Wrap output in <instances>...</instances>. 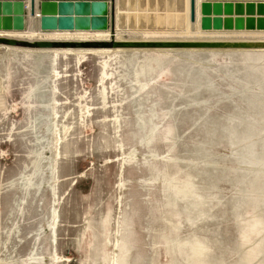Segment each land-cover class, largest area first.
I'll return each mask as SVG.
<instances>
[{"label":"rangeland","instance_id":"rangeland-1","mask_svg":"<svg viewBox=\"0 0 264 264\" xmlns=\"http://www.w3.org/2000/svg\"><path fill=\"white\" fill-rule=\"evenodd\" d=\"M190 3L0 43V264H264V0Z\"/></svg>","mask_w":264,"mask_h":264},{"label":"water","instance_id":"water-1","mask_svg":"<svg viewBox=\"0 0 264 264\" xmlns=\"http://www.w3.org/2000/svg\"><path fill=\"white\" fill-rule=\"evenodd\" d=\"M30 12L35 15L37 9V0H30ZM191 1V18L195 19V2ZM24 2L15 1L10 2L5 0L0 1V29H23L25 27L24 19ZM108 4L105 0H90L78 2H60L44 1L41 6V21L42 29L45 30H105L108 26ZM0 43H7L10 45L24 44L35 46L38 48H49L55 46L65 45L70 43L71 46H81L77 42H56V41H25L0 38ZM90 44V43H88ZM97 45L98 43H92ZM104 44V43H103ZM116 45L127 47H170V46H200V44H155V43H124L116 42ZM261 44H239L240 48H251ZM208 46V45H201Z\"/></svg>","mask_w":264,"mask_h":264},{"label":"crops","instance_id":"crops-1","mask_svg":"<svg viewBox=\"0 0 264 264\" xmlns=\"http://www.w3.org/2000/svg\"><path fill=\"white\" fill-rule=\"evenodd\" d=\"M1 2H3V1H5V0H0ZM8 1H10V2H15V1H22V0H8ZM28 1V0H27ZM44 1H54L55 3H57V4H59L60 2H78V1H90V0H37V9L36 10H38V11H36V16L35 17H41V14H40V12H41V6H42V3L44 2ZM97 1H100V0H97ZM106 2H107V4H108V6L110 7V15H111V4H112V1L113 0H105ZM115 1V0H114ZM114 3V2H113ZM115 4V3H114ZM117 4V3H116ZM115 4V5H116ZM114 5V8L115 9H117V6H115ZM109 13V12H108ZM30 15V14H29ZM30 18H31V20H30ZM24 19H25V27L23 28V29H0V37H6V38H8V37H12L13 36V34H14V36L12 37V38H20V39H23V38H25L24 36L25 35H28V33L31 35H40V36H42V35H44V34H48V33H50V32H53V31H50V30H48L49 32H44V31H42V32H40V31H37V30H34V34L31 32V26H33V22H34V17L32 18L31 17V15H30V17H28V18H26V15L24 14ZM27 19V20H26ZM111 19V18H110ZM31 21V22H29V21ZM29 22V24L27 25V23ZM28 26V30L26 29V27ZM4 31V32H3ZM7 31L8 32H10V33H7ZM22 31V32H21ZM47 31V30H46ZM54 32H56V31H54ZM7 33V34H6ZM22 33V34H21ZM25 33H27V34H25ZM1 34H2V36H1ZM11 34V35H10ZM21 34V35H20ZM42 34V35H41ZM17 35H19V36H17ZM26 39V38H25ZM31 39V38H30ZM33 39H36L35 37L33 38ZM50 40H52V39H50ZM0 46H7V45H0ZM11 47V46H10Z\"/></svg>","mask_w":264,"mask_h":264},{"label":"bare ground","instance_id":"bare-ground-1","mask_svg":"<svg viewBox=\"0 0 264 264\" xmlns=\"http://www.w3.org/2000/svg\"><path fill=\"white\" fill-rule=\"evenodd\" d=\"M30 0H28L27 1V11L29 12V14L31 15V17L33 18H35V16H36V12H35V15H33V14H31V12H30ZM36 11H38V10H36ZM190 11H191V4H190ZM39 12V11H38ZM30 20H31V18H30ZM29 21V20H28ZM29 22H31V21H29ZM29 22L27 23V24H29ZM32 27V26H31ZM29 29V28H28ZM27 29V30H28ZM50 31H53V32H50V33H48V34H44V35H42V36H40V35H35V38H36V40H29V41H45V39H53L54 38V40H57V38H59V37H63V39H69L68 38V33L67 32H63V33H58V32H54V30H50ZM4 32V31H3ZM22 32V31H21ZM34 32V31H33ZM40 32H42L41 30H40ZM7 33H10V32H8L7 31ZM6 33V34H7ZM107 33V32H106ZM112 33V36H115L118 40L119 39H122V36H121V32L118 30V29H116V32H115V35H114V33L113 32H111ZM111 33H110V36H111ZM15 34V33H14ZM14 34H13V36H14ZM22 34V33H21ZM20 34V35H21ZM25 34H27V33H25ZM29 34V33H28ZM34 34V33H33ZM11 35V34H10ZM32 35V34H31ZM102 35H103V33H102ZM1 36H2V34H1ZM12 36V37H13ZM17 36H19V35H17ZM80 36V34H78L77 35V39L76 38H74V39H76V40H78V39H80L81 37H79ZM7 37V36H6ZM11 37V36H10ZM20 37V36H19ZM0 38H5V37H0ZM17 38V37H16ZM7 39H9V38H7ZM116 39V40H117ZM58 40H60V39H58ZM123 40V39H122ZM48 41H52V40H48ZM57 42V41H56ZM122 42V41H121ZM125 42V41H124ZM78 43V42H77ZM68 46H71L70 45V43H68L67 44ZM2 47V46H1ZM4 47V46H3ZM187 49H189V48H187ZM192 49V48H191ZM243 49V48H242ZM247 49V48H246ZM35 50H39V49H35ZM52 50V49H51ZM55 50V49H54ZM53 50V51H54ZM74 50V49H73ZM116 50V49H115ZM120 50V49H119ZM76 51V50H75ZM110 51V50H109ZM114 51V50H113ZM54 53H56V52H54ZM63 53V52H62ZM53 54V53H52ZM53 57V56H52ZM3 90V87H2V84H1V81H0V91H2ZM58 137L56 136V138H55V140H53L54 141V147L56 148L57 147V144H56V142L58 141V139H57ZM58 143V142H57ZM54 148V149H55ZM55 154V153H54Z\"/></svg>","mask_w":264,"mask_h":264}]
</instances>
